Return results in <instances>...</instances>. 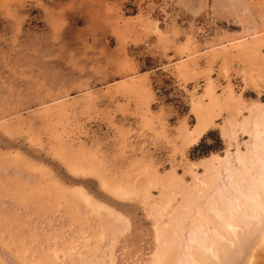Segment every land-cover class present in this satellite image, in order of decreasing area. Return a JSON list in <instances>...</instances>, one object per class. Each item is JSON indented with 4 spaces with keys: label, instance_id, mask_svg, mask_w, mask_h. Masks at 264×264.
<instances>
[{
    "label": "rangeland",
    "instance_id": "374dc122",
    "mask_svg": "<svg viewBox=\"0 0 264 264\" xmlns=\"http://www.w3.org/2000/svg\"><path fill=\"white\" fill-rule=\"evenodd\" d=\"M263 243L264 0H0V264Z\"/></svg>",
    "mask_w": 264,
    "mask_h": 264
},
{
    "label": "bare ground",
    "instance_id": "6f19581e",
    "mask_svg": "<svg viewBox=\"0 0 264 264\" xmlns=\"http://www.w3.org/2000/svg\"><path fill=\"white\" fill-rule=\"evenodd\" d=\"M263 245H264V243H263ZM258 254H260V257L263 256V253L261 254V253L258 252L257 255H258ZM261 255H262V256H261ZM263 258H264V257H263ZM263 258H262V259H263ZM259 259H260V258H259ZM262 259H261V260H262Z\"/></svg>",
    "mask_w": 264,
    "mask_h": 264
}]
</instances>
